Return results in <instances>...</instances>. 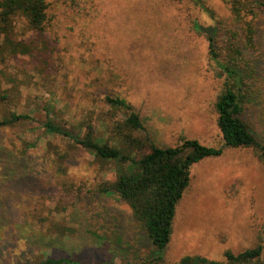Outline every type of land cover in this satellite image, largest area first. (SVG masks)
Instances as JSON below:
<instances>
[{"label": "rangeland", "instance_id": "374dc122", "mask_svg": "<svg viewBox=\"0 0 264 264\" xmlns=\"http://www.w3.org/2000/svg\"><path fill=\"white\" fill-rule=\"evenodd\" d=\"M202 1L188 19L167 0H79V9L56 0L48 9L52 25L40 36L24 19L15 20V40L31 44V51L0 59V114L25 113L32 121L0 129V264H41L50 257L124 264L155 257L127 206L97 193L116 178L115 164L43 128L49 119L72 134L91 132L112 143L111 129L126 113L109 106L106 96L124 99L161 147L189 140L222 149L190 168L162 263L186 255L221 261L225 251L254 245L264 230V165L221 139L214 103L223 77L209 61L203 29L227 17V7ZM260 41L250 66L264 78ZM261 99L249 103L244 117L264 143ZM22 141L37 146L19 156Z\"/></svg>", "mask_w": 264, "mask_h": 264}, {"label": "trees", "instance_id": "16d2710c", "mask_svg": "<svg viewBox=\"0 0 264 264\" xmlns=\"http://www.w3.org/2000/svg\"><path fill=\"white\" fill-rule=\"evenodd\" d=\"M53 1L56 0H0L1 62L5 61L4 54L15 57L28 55L31 51V44L15 40V20L24 19L29 32L43 35L52 25L48 9ZM66 1H70L72 8H80L79 0ZM219 1L227 7V17L203 29L208 41L209 61L223 77L221 93L214 103L216 125L225 147L246 149L264 165V143L250 131L244 117L249 103L264 100V78L250 66L252 56L261 49L260 39H264V0ZM167 2L180 16L188 19H192L193 10L204 4L202 0ZM105 101L113 109L126 113L124 120L111 129L112 143L93 136L91 132L84 137L78 132L72 134L49 119L43 123V128L51 136L68 138L96 159L115 164L116 178L100 184L97 193L113 195L127 206L136 232L143 235L156 254L152 258L130 260L124 264H163L159 254L171 242L176 207L189 186L190 168L205 158L220 156L222 149L189 140L177 147H161L143 131L139 114L124 99L106 96ZM30 121L28 114L6 110L0 114V129ZM36 146L35 142L22 141L17 155L23 156ZM114 243L121 245L119 238ZM41 264L86 263L50 257ZM176 264H264V230L257 234L252 247L236 254L225 251L221 261L186 255Z\"/></svg>", "mask_w": 264, "mask_h": 264}]
</instances>
